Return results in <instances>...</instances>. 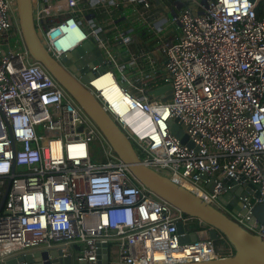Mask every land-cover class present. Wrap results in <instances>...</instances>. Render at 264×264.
<instances>
[{"label":"built area","instance_id":"2783aa9c","mask_svg":"<svg viewBox=\"0 0 264 264\" xmlns=\"http://www.w3.org/2000/svg\"><path fill=\"white\" fill-rule=\"evenodd\" d=\"M163 1L33 0L34 22L56 59L88 41L105 63L94 73L116 79L107 67V43L116 42L135 60L147 54L135 52L114 12L132 8L153 32L152 11ZM187 1L190 6L173 11L169 20L178 25L177 40L156 43L172 99L151 96L159 86L145 82L137 97L122 87L134 103L126 117L104 106L142 162L264 240V224L250 222L264 197V0ZM14 3L0 0V201L11 180L0 213V264L39 249H61L73 264H98L103 245L109 264L233 256L222 235L210 240L211 227L138 183L83 109L33 60ZM99 12L106 15L103 21L96 18ZM70 31L79 36L71 46ZM115 68L120 71V65ZM175 120L192 148L171 133L169 122ZM236 186L246 196L233 213L219 198ZM192 233L195 241L180 243Z\"/></svg>","mask_w":264,"mask_h":264},{"label":"water","instance_id":"95a60500","mask_svg":"<svg viewBox=\"0 0 264 264\" xmlns=\"http://www.w3.org/2000/svg\"><path fill=\"white\" fill-rule=\"evenodd\" d=\"M14 1L23 45L33 60L42 65L83 109L138 183L185 216L200 220L211 227L208 233L210 240L218 241L220 234L234 249V255L231 257L201 263L175 264H264V240L261 237L248 232L233 219L207 204L194 193L142 162L129 137L105 108V101L100 92L92 86L93 80L100 76V73H94V68L101 65L102 59V54H99L96 46L86 41L73 51L63 54L59 60L56 59L48 51L36 30L33 0ZM115 81L119 85L116 79ZM120 88L123 90L122 87ZM150 94L164 102H169L172 99L170 85L159 87ZM169 127L171 133L180 140L181 144L189 148L193 147V143L177 120L169 122ZM13 167L15 168V164ZM10 187L11 180L1 198L0 213L5 207ZM210 190H213V186ZM245 196L246 192L243 191V188L236 186L231 193L220 197L219 201L228 210L237 213L241 209L239 198ZM255 197L259 199L261 194L258 192ZM250 222L264 224V197L262 202L254 205ZM177 230L179 234H183L185 232L183 224L179 223ZM196 239L197 235L192 233L190 236L181 237L180 243H189ZM103 247L100 250L98 264H109L108 250L106 245ZM75 249L78 250L79 247L75 246ZM62 255L61 249H39L10 255L4 259L2 264H73L71 257H62Z\"/></svg>","mask_w":264,"mask_h":264},{"label":"crops","instance_id":"0c3cea01","mask_svg":"<svg viewBox=\"0 0 264 264\" xmlns=\"http://www.w3.org/2000/svg\"><path fill=\"white\" fill-rule=\"evenodd\" d=\"M189 6L187 0H164L160 9H154L152 11L154 18V24H152L154 28L153 32H150L139 21L132 8L127 6L114 12L117 24L123 26L126 34L132 38V48L135 52L137 54H147L141 57V59L135 60L132 54H127L119 50V45L116 42L111 40L107 43L112 53V59L106 57L109 61L107 67L113 73H117V77L115 76L117 81L133 96L137 97L140 95L138 87L145 82L153 83L157 87L169 85L166 82L169 79V75L165 70V61L162 59L156 43L160 40L167 42H175L177 40L179 35L178 25L170 23V17L173 11H179ZM96 18L103 21L106 15L101 12ZM89 19L92 20L93 17L91 16ZM105 30L108 34H111L108 32L110 31L109 27H106ZM106 32L102 33V35L106 34ZM149 62H151V65ZM104 64L103 60H101V65ZM116 65H120V71L115 68Z\"/></svg>","mask_w":264,"mask_h":264},{"label":"bare ground","instance_id":"6f19581e","mask_svg":"<svg viewBox=\"0 0 264 264\" xmlns=\"http://www.w3.org/2000/svg\"><path fill=\"white\" fill-rule=\"evenodd\" d=\"M70 46L78 41L79 36L77 31H70ZM151 65V62H149ZM92 86L99 91L105 103L118 116L126 117L132 111L133 102L117 84L115 79L110 74H102L93 80ZM169 116L167 117V120Z\"/></svg>","mask_w":264,"mask_h":264},{"label":"trees","instance_id":"16d2710c","mask_svg":"<svg viewBox=\"0 0 264 264\" xmlns=\"http://www.w3.org/2000/svg\"><path fill=\"white\" fill-rule=\"evenodd\" d=\"M118 83H119V82H118ZM119 85H120V87H123V88H124V86H123L122 84L119 83Z\"/></svg>","mask_w":264,"mask_h":264},{"label":"rangeland","instance_id":"374dc122","mask_svg":"<svg viewBox=\"0 0 264 264\" xmlns=\"http://www.w3.org/2000/svg\"><path fill=\"white\" fill-rule=\"evenodd\" d=\"M14 4H15V3H14ZM3 39H4V38H3ZM114 74H115V76L117 77V73L115 72Z\"/></svg>","mask_w":264,"mask_h":264}]
</instances>
